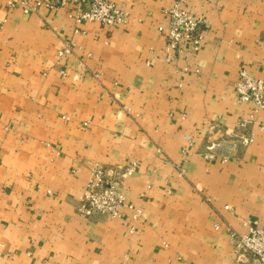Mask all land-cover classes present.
<instances>
[{
    "label": "crops",
    "instance_id": "0c3cea01",
    "mask_svg": "<svg viewBox=\"0 0 264 264\" xmlns=\"http://www.w3.org/2000/svg\"><path fill=\"white\" fill-rule=\"evenodd\" d=\"M7 1L0 264H233L214 225L242 233L251 219L264 229V110L253 142L227 161L202 152L211 126L230 129L251 109L233 85L240 69L264 75V0H187L204 20L202 40L197 50L184 42L172 62L158 27L174 0H109L129 13L121 26L76 23L71 4L23 14ZM64 42L72 53L58 57ZM94 162L135 163L118 186L141 211L136 221L127 208L119 218L77 212Z\"/></svg>",
    "mask_w": 264,
    "mask_h": 264
},
{
    "label": "built area",
    "instance_id": "2783aa9c",
    "mask_svg": "<svg viewBox=\"0 0 264 264\" xmlns=\"http://www.w3.org/2000/svg\"><path fill=\"white\" fill-rule=\"evenodd\" d=\"M187 0H174L165 10L167 25L158 27L166 33V47L163 60L175 61L182 51V45L187 42L195 50L202 40L201 26L204 22L200 16L193 15L186 7ZM72 5L74 11L68 14L74 22H99L106 26H121L128 22V11L121 5L109 0H8L7 6L20 10L23 14L36 13L40 7L61 8ZM78 32L77 29H74ZM73 44L64 42L57 56L61 57L72 53ZM96 76V73H93ZM234 92L239 103H249L251 109L235 121L232 128L210 127L207 141L204 144L202 157L205 159L219 158L221 162L227 161L232 154L241 147L253 142L250 127L255 123L256 115L264 110V75L255 77L244 69H240L234 83ZM264 129L263 123L259 126ZM178 175L183 170L177 167ZM135 170V163L124 168L105 169L98 162H94L85 188L79 197L77 212L89 217L94 213L106 215L110 218H119L122 210H131V218L136 221L141 211L126 201L118 183L124 177L130 176ZM205 200H208L205 197ZM224 208H228L227 205ZM244 232H236L227 222L215 223L214 227L222 226L230 243L236 251L233 264H264V229L255 220L242 221ZM134 226L130 227L133 231Z\"/></svg>",
    "mask_w": 264,
    "mask_h": 264
}]
</instances>
